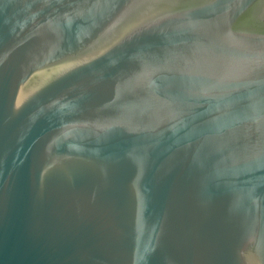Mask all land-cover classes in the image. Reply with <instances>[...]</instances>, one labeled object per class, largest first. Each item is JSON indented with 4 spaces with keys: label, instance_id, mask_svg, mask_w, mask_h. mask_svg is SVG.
Here are the masks:
<instances>
[{
    "label": "water",
    "instance_id": "water-1",
    "mask_svg": "<svg viewBox=\"0 0 264 264\" xmlns=\"http://www.w3.org/2000/svg\"><path fill=\"white\" fill-rule=\"evenodd\" d=\"M0 264H264V0H0Z\"/></svg>",
    "mask_w": 264,
    "mask_h": 264
}]
</instances>
